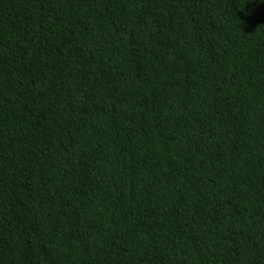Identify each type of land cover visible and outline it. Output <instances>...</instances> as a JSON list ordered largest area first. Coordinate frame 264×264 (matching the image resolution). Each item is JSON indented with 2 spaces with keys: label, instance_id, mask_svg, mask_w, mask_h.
Wrapping results in <instances>:
<instances>
[{
  "label": "trees",
  "instance_id": "obj_1",
  "mask_svg": "<svg viewBox=\"0 0 264 264\" xmlns=\"http://www.w3.org/2000/svg\"><path fill=\"white\" fill-rule=\"evenodd\" d=\"M0 264H264V0H0Z\"/></svg>",
  "mask_w": 264,
  "mask_h": 264
}]
</instances>
